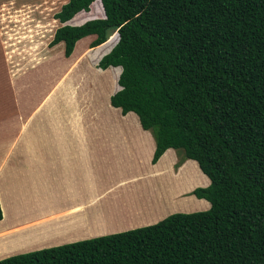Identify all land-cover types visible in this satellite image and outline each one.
Instances as JSON below:
<instances>
[{
	"label": "trees",
	"instance_id": "16d2710c",
	"mask_svg": "<svg viewBox=\"0 0 264 264\" xmlns=\"http://www.w3.org/2000/svg\"><path fill=\"white\" fill-rule=\"evenodd\" d=\"M52 19L75 25L48 43L65 58L116 42L96 64L112 92L120 68L110 107L150 133L151 165L167 149L196 163L208 185L189 195L209 207L0 264H264V0H67Z\"/></svg>",
	"mask_w": 264,
	"mask_h": 264
},
{
	"label": "crops",
	"instance_id": "0c3cea01",
	"mask_svg": "<svg viewBox=\"0 0 264 264\" xmlns=\"http://www.w3.org/2000/svg\"><path fill=\"white\" fill-rule=\"evenodd\" d=\"M61 4L56 7L53 3H47L49 22L39 14L37 18H25L11 24L13 26L12 31L15 33L21 34V30L35 33V38L34 34L32 35L33 39L24 35L22 40L25 42L22 43L25 45L20 42L15 44L12 39L6 37L0 39V235H12L16 231L22 232H17L18 234L13 238L16 243H21L20 245L14 246L11 242L0 245V260L18 254L154 224L163 219L156 217L159 212L167 210L173 214L177 211L172 208L173 200L180 196L181 198L186 196V193L177 192V190L179 192L182 190L181 187L178 189L179 186L173 187L172 189L176 190L170 191L154 185L152 187L154 190L148 191V194L151 192H158V194L150 209L141 210L136 206L127 208L126 202H124L121 205L123 212L116 218L123 216L121 220H126L124 222L117 220L118 223L107 224V217L101 213L96 202H102L103 199H106L104 202L108 208H104L105 210L116 209L115 214L121 211L117 205H112V202L121 200L119 194L115 192L127 183L130 184L129 186L134 185L128 187L131 190L141 181L139 177L125 173L126 168H122L123 164L125 161H129L127 159L130 156L137 155V152H140L141 148L146 143H151L153 139L150 136L149 140L148 134L142 132L137 118L131 117L130 113L125 115V120L130 121L132 125H129L122 118V120L118 118V123L114 127V130L119 133L122 129V134L125 132L130 135L131 141L125 147L126 152L129 151L128 155L124 154L125 148L123 146L129 140V135L124 134L123 139L120 140L113 136L114 140L109 145V143L107 144L109 138L107 134L112 136L113 133L105 131L101 141H96L100 135L97 136L94 130H86L89 126L87 121V123L82 121L83 125L80 130L79 104L75 99L73 101L65 100L59 93V90L63 88L60 76L76 69H73L72 66H75L88 52L92 37L79 40L73 47L72 54L67 58L63 56L62 42L53 47H48L54 31L58 27L62 25L75 26L70 23L71 20L59 24L50 18L52 13L59 10ZM24 11L26 14L27 9ZM25 14L23 15L26 17ZM0 26L4 27L5 23L1 21ZM39 26L49 27L48 31L41 35ZM6 40L7 43H4ZM38 40H41L42 43L39 44ZM11 42L12 44H10ZM26 44L29 45L28 48ZM56 55L61 56V59L52 61L51 58ZM61 61L69 62V66H60L58 63ZM114 68L118 70L115 79L116 89L112 92V83H110L107 92L108 104L109 96L119 89L116 80L120 68ZM107 72L109 71H99L98 73L101 76L100 87L105 81H110ZM59 73H61L60 76ZM48 77H51L50 81L51 83L54 82V86L49 88L51 91L46 94V97L40 98L43 99L42 102H38L39 98L33 100L32 97H28V99L25 97V94L28 96L36 95L33 88L38 86L40 88L39 82ZM31 81H33V85L30 83ZM7 82L11 87L10 89L5 85ZM71 91V94L74 95L73 90ZM90 117L95 118L91 115ZM107 120L108 123L114 125V120ZM104 124L107 125L105 122ZM134 128H138L137 134H132ZM153 150L154 143L148 150L150 158ZM173 152V150L167 149L155 165L158 166L161 162L166 161L171 166L175 160ZM189 162L194 161L184 160L178 168L177 176L172 175L173 178L179 179L181 173H186V167H194ZM194 164L198 169L196 163ZM119 171L122 174H119ZM167 172V170L163 171L165 175ZM145 176L147 180L151 178L150 173H146ZM168 177L172 178L171 176ZM47 184H52V189L58 190L57 192H59L58 187H61L60 192L63 193L59 196V193L51 192L49 188L46 189L45 185ZM100 188H103L101 192L104 196H101V193L96 194ZM148 188L146 187V190ZM36 197L44 198L42 202L46 205L53 203L50 207L53 212L47 214L46 217H42L44 213H34L37 204ZM197 201L204 202L206 205L203 209H208L209 204L204 200ZM110 204L111 207H109ZM118 206L120 207V205ZM54 208H58V210H54ZM80 208L81 211H79ZM87 215H96L97 218H100L97 224L98 222L100 224L91 225ZM56 217L57 219H55ZM148 218L150 221L145 222L144 220ZM128 224L134 225H130L127 229L115 228Z\"/></svg>",
	"mask_w": 264,
	"mask_h": 264
},
{
	"label": "rangeland",
	"instance_id": "374dc122",
	"mask_svg": "<svg viewBox=\"0 0 264 264\" xmlns=\"http://www.w3.org/2000/svg\"><path fill=\"white\" fill-rule=\"evenodd\" d=\"M66 2V0H0V22L3 21V23H5V26L1 27L0 26V39H3L4 37L12 39L13 43H17V42H25L23 41V37L24 35H28L27 37L30 39L32 38V35L34 34V38H35V33L33 32H29L26 30H21V34L20 33H15L13 30V26L11 25L12 23H16L20 20L23 19H27V18H37L39 14H41L42 18H45L48 20L49 22V11H47V3L51 4H55L56 7L61 4L63 5ZM54 5V6H55ZM61 5L59 6V8L61 7ZM53 6V7H54ZM58 8V9H59ZM24 9H27V12L25 14ZM25 14L26 17L23 15ZM54 13H52L50 15V18L52 19V15ZM48 17V18H46ZM15 21V22H14ZM41 30V35L45 34L48 31L49 27H44V26H39L38 27ZM44 30V32H43ZM15 33V34H14ZM21 39H20V38ZM89 39V38H88ZM14 40V41H13ZM12 42L10 44H12ZM39 44H41V40L37 41ZM7 43V40L6 42ZM19 43V44H20ZM24 44V43H22ZM25 45V44H24ZM27 48L29 47L28 44H26ZM92 50L93 48H89L88 52H86L85 56L80 59L75 66H72L73 69L76 68L73 71H70L67 74H63L61 75V73H59V76L61 77L60 79L62 80L61 85L63 86V88H61L59 90V93H61L62 97L67 100V101H73V99H75L77 101V104H79L78 108H79V126H80V130H81V126L82 121H84V123H89V126L86 130H94L96 135H100L99 138L96 139V141H101L102 138V134L104 135V133L106 132H110L113 133L112 136H109V134H107L108 138V142L107 144L111 141L114 140L113 136H115L117 139H123V135H129L128 133H123L122 129L120 130L121 133H119L117 130H114V127L116 125L117 119L119 118L120 120H125V115H121L118 109H114L112 107L109 106L108 102H107V97H108V88L111 84V87L113 89V76H112V72L107 69V72L110 81H105V83H103V86L101 84L100 87V81H101V76L98 74L99 71H105V70H100L98 68H96V60H92ZM106 48H104L102 50V52H105ZM97 56L98 53H97ZM61 56L56 55L53 56L51 58L52 61H56V60H60ZM60 66H69V62L66 61H61L58 63ZM71 67V68H72ZM51 77L48 78H44L42 79L39 83V86L36 87L35 89L33 88V91L36 95H26L25 97L28 99V97H32L33 100L36 99L38 100V98L40 99L41 97L44 98L46 97V94L48 92L51 91V87L54 86V82L51 83ZM33 85V81L30 82ZM10 84V82H9ZM6 86L9 87V89L11 88L10 85H8V82L5 83ZM12 86V84H11ZM75 87V89H74ZM110 87V88H111ZM49 89V90H48ZM74 92V95L71 94L72 91ZM41 93H40V92ZM11 92V91H10ZM38 92V93H37ZM12 94H15L13 91L11 92ZM32 94V93H31ZM41 94V95H40ZM53 97V96H52ZM78 99V100H77ZM43 99H40L38 102H42ZM28 108V106H27ZM58 110V109H57ZM19 113V112H18ZM91 116H95V118L90 117ZM131 117L136 119V116L132 113H130ZM122 118V119H121ZM107 119H111L114 120V125H112L110 122L108 123ZM137 120V119H136ZM87 121V122H86ZM104 122L107 124L105 125ZM129 125H132V123L130 121H126ZM137 123V122H136ZM108 127V129H107ZM33 128V127H32ZM110 130V131H109ZM137 129L134 128V131L132 134H137ZM102 131V132H101ZM106 131V132H105ZM140 131V130H139ZM80 132V131H79ZM143 133H147L148 134V138L150 140V133L147 131H143ZM88 140H90V138L88 137V135H86ZM129 140H127V142H125V145L123 146L124 148L126 147L127 144L130 143V135L128 137ZM153 141V140H152ZM146 143L144 147H142L141 151L137 152V155H132L130 156V158H128L127 160L129 161H125L123 164L122 168H126L125 169V173H129L131 175H135L137 177L140 178V182H138L136 184V186L134 188H132L131 190L128 189V187H132L134 185L129 186L130 184L127 183L124 186H122L120 188V190H117L115 193L119 194V197H121L118 202H112V205L115 204L117 205V208L120 209L121 211H118L119 213L115 214L117 212V210H105L104 208H108L106 202V199H103V201H98L96 202V206H98L99 209H101V213L105 214V217H107V224H110L111 222H117V220H119V222H124L126 219L122 218H116L117 216L120 215L121 212H123V207L121 206L122 204H124V202H126L127 208L131 207L133 208V206H136L138 209L141 210H148L150 209L156 199V196L158 194V192H151L150 194H148V191H153L154 189L152 188L154 185L159 187V188H163L165 190H176V189H172L173 187H178V189L181 187V191L179 192L177 190L178 193H186V196H183L181 198V196L178 199H174L173 203H172V208H175V210H177L174 213H191V212H198V211H205L207 209H203L205 207V203L202 201H197L195 200V198L191 195H189V193L195 189V188H203L205 185H208V179L201 173L199 172V170L196 168L195 166V162H189L192 163L194 165L193 166H189L186 167V173H181V175H179V179L174 177L177 176V171L178 168L180 167V165L183 162V158H182V153L180 151L178 152H173L175 160H173L172 165L169 166L168 162H161L159 164V167L156 166L155 164L154 167L153 165L150 164V160H149V148H151V144L154 143ZM123 142V141H122ZM97 144H101V143H97ZM105 144V145H107ZM149 144V147H148ZM122 147V148H123ZM146 147V149H145ZM123 148V149H124ZM106 149V147H105ZM137 151V150H136ZM124 154L128 155L129 151L126 152V148L124 149ZM176 155V156H175ZM152 156V155H151ZM151 159V158H150ZM149 161V163H148ZM158 161V160H157ZM156 161V162H157ZM169 168V169H168ZM131 170H133L131 172ZM164 170H167L168 172L166 173V175L163 173ZM146 173H150V179L147 180L145 174ZM119 174H122L121 171H119ZM117 175V173H116ZM171 176L172 178L168 177ZM156 177V178H155ZM178 179V180H177ZM159 183H158V182ZM150 182V183H149ZM164 183V184H163ZM159 184V185H157ZM52 184H47L45 185L46 189L49 188V190L53 193H59V196L63 193L60 192V190H62L61 187H58L59 192L55 191V189H52L53 186H51ZM146 187H149L146 190ZM43 188V187H42ZM158 188V189H159ZM114 189V188H113ZM103 188L98 189L96 191V194L98 195L99 193H101V196H104L102 194ZM137 195V196H134ZM145 195V196H143ZM126 198V199H125ZM136 198V199H135ZM158 198V197H157ZM31 200H34L33 198H31ZM37 200V204L35 206V210L34 213H41L43 214L42 217H46L47 214L52 213L53 209H51V205H46L44 202H42L44 200V198L42 197H36ZM95 202V200H94ZM206 202V201H205ZM207 203V202H206ZM120 205V207L118 206ZM111 207V204L110 206ZM59 208V207H58ZM58 208H54V210H58ZM6 209V208H5ZM112 209V208H110ZM50 211V212H48ZM79 211H81V208L79 209ZM48 212V213H47ZM110 213H112L113 215H111ZM172 213L167 212V210H162L161 212H159L157 214V218H165L168 215H170ZM58 217V216H57ZM57 217L55 219H57ZM87 219L89 221V223L93 226H97L98 224H100L97 221L100 220V218H97L96 215L91 216V215H87ZM146 221H150V219H145ZM55 222V221H53ZM130 225H134V224H128V225H124L122 227H115L118 229H127L128 227H130ZM13 232L12 235L11 234H7L5 236V234H1L0 235V245L5 244V242H11L14 246H18L21 243H16L15 240L13 239L14 236H16L18 233H22V232ZM119 233V232H118ZM14 243H13V242ZM2 243V244H1Z\"/></svg>",
	"mask_w": 264,
	"mask_h": 264
}]
</instances>
